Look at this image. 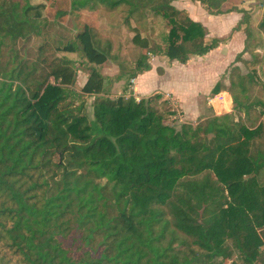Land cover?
I'll return each mask as SVG.
<instances>
[{
    "label": "trees",
    "instance_id": "1",
    "mask_svg": "<svg viewBox=\"0 0 264 264\" xmlns=\"http://www.w3.org/2000/svg\"><path fill=\"white\" fill-rule=\"evenodd\" d=\"M193 1L222 13L224 0ZM96 3L125 7L123 25L141 51L128 78L150 69V54L185 64L225 41H205L204 27L171 0H70L50 15L44 3L0 0V264H224L232 248L242 264H258L264 83L256 38H247L250 59L235 57L249 70L231 67L212 89L230 94L232 112L178 124L159 94L103 93L97 68L112 44L91 25L66 41L47 36L50 22ZM148 15L167 33L149 35ZM76 65L88 69L79 89Z\"/></svg>",
    "mask_w": 264,
    "mask_h": 264
},
{
    "label": "crops",
    "instance_id": "2",
    "mask_svg": "<svg viewBox=\"0 0 264 264\" xmlns=\"http://www.w3.org/2000/svg\"><path fill=\"white\" fill-rule=\"evenodd\" d=\"M171 6L184 11L193 22L204 27L205 41L213 38L225 39V41L205 55L189 58L185 64L175 60L170 61L161 54H150L147 59L150 65L148 71L128 78L127 83L120 81L111 83L110 88L104 90L103 93L109 97L124 94L132 96L135 100L159 94L162 98H168V101L179 109L180 121L185 119L187 123L231 113L230 94L227 91H221L213 95L212 89L218 81L226 78L231 67L237 66L239 62L235 58L237 55L241 54V58L248 55L246 47L248 44V49H250L251 41L247 38L250 36L264 37V30L260 26L264 22V0H224L220 5L222 11L220 14L209 13L203 4L193 0H171ZM244 13L249 18L248 24L243 23ZM150 17L148 15L147 21ZM254 19L257 20L255 25H253ZM125 27L122 23L121 29ZM146 28L149 35L152 32L153 37L156 38L153 34V27L146 25ZM167 31L168 28L164 30L165 33ZM131 38L132 36L129 38L130 42ZM105 42L108 41L105 40ZM118 66L119 69L121 65ZM135 66L136 59L125 68L122 67L121 70L131 71ZM119 72L121 71H118L117 75ZM224 82L227 85V82ZM207 98H214L211 105L200 103L202 99ZM219 99L224 103L222 106L217 103ZM174 115L175 113L172 112L170 116L174 117ZM263 262L264 253L262 252L258 258V264H264Z\"/></svg>",
    "mask_w": 264,
    "mask_h": 264
},
{
    "label": "rangeland",
    "instance_id": "3",
    "mask_svg": "<svg viewBox=\"0 0 264 264\" xmlns=\"http://www.w3.org/2000/svg\"><path fill=\"white\" fill-rule=\"evenodd\" d=\"M32 4H38V3H44L46 4L47 11H44V14L50 15L49 13L52 12L55 9V6L58 7H68L69 1L70 0H30ZM55 1L56 5L52 4V2ZM51 6V8H50ZM49 12V13H48ZM125 7L121 5L120 7L114 9V10H107L104 8L101 4L96 3L94 6H85L84 8L72 11L69 16H67L62 22H59L55 25H53L50 21L48 27L46 28V34L51 38V40H61V41H66L71 39L74 34L78 31L81 30L82 27L87 23L92 26V29L94 30V34L96 36V39L100 42H105V40L110 41L112 46H111V51L108 56L107 62L101 66L98 67L97 69L100 71L101 74L104 76V90H108L110 88L111 83H117V82H122V83H127L128 82V69L122 71V67H126L135 59L138 58L140 55V51L138 49H135L130 42V36H132V33L127 29H121L122 23H123V18L125 15ZM151 17L149 18L148 21H146V25H151L154 29V36L158 39L163 33L166 27H164L163 21H161L160 18L154 17L150 15ZM256 21L254 19V24H256ZM252 41V44L255 45V49L253 52L258 55L259 58H261V63L256 67L258 74H260V77L264 83V74H263V69H264V37H255ZM259 38V39H258ZM260 40V43H259ZM41 42V40H33L29 44V54H33L35 47ZM262 45L260 46V44ZM71 59H75V55H70L69 56ZM118 58V60H117ZM245 60L250 59L248 55H245ZM244 59H241V61ZM118 65H121L120 68L118 69ZM237 66L240 67V70L242 73H246L247 70H249V67H246L244 64L241 62H238ZM76 70V78H75V83H74V88L79 89L84 82L87 74H88V69L84 65H76L75 66ZM121 71L124 76L117 80V72ZM230 71V70H228ZM116 74V75H115ZM260 92V89H256V93ZM263 94V93H262ZM259 95V94H258ZM263 98L264 96L261 95ZM209 97V96H208ZM163 100H166L168 102L167 108H169L170 112H174L175 114L178 113V116L176 115L175 118L173 116L168 117V120L170 122H176V123H183L187 122L185 119L180 121V111L175 107L171 101H168V98H163ZM220 101H217L221 106L224 104L221 99ZM91 102V98L87 99V105H88V111L90 112V106L89 103ZM200 103L211 105L208 103L207 99H202ZM183 121V122H182ZM195 123V122H194ZM232 257L228 262H225L224 264H242L238 253L236 250L232 248Z\"/></svg>",
    "mask_w": 264,
    "mask_h": 264
},
{
    "label": "built area",
    "instance_id": "4",
    "mask_svg": "<svg viewBox=\"0 0 264 264\" xmlns=\"http://www.w3.org/2000/svg\"><path fill=\"white\" fill-rule=\"evenodd\" d=\"M131 82H133V80H131ZM213 99H214V98H207L208 103L212 104V100H213ZM176 115L178 116V113H176V114L174 115L173 118H175Z\"/></svg>",
    "mask_w": 264,
    "mask_h": 264
},
{
    "label": "bare ground",
    "instance_id": "5",
    "mask_svg": "<svg viewBox=\"0 0 264 264\" xmlns=\"http://www.w3.org/2000/svg\"><path fill=\"white\" fill-rule=\"evenodd\" d=\"M220 98V97H219Z\"/></svg>",
    "mask_w": 264,
    "mask_h": 264
}]
</instances>
